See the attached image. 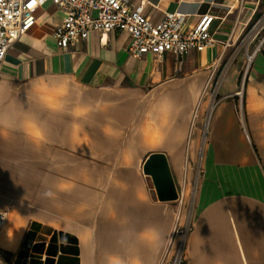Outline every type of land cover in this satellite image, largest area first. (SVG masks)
Listing matches in <instances>:
<instances>
[{"label": "crops", "instance_id": "obj_1", "mask_svg": "<svg viewBox=\"0 0 264 264\" xmlns=\"http://www.w3.org/2000/svg\"><path fill=\"white\" fill-rule=\"evenodd\" d=\"M126 1L153 23L184 13L185 29L212 14L216 43L134 57L114 29L61 48L63 10H36L0 69V264H105L110 252L162 264L189 218L186 264H264V43L244 68L263 0ZM152 153L166 155L177 199L144 173Z\"/></svg>", "mask_w": 264, "mask_h": 264}, {"label": "built area", "instance_id": "obj_2", "mask_svg": "<svg viewBox=\"0 0 264 264\" xmlns=\"http://www.w3.org/2000/svg\"><path fill=\"white\" fill-rule=\"evenodd\" d=\"M46 2L57 5L64 13L62 23L53 32L61 48L87 39L93 31L108 34L114 29L132 35L128 52L134 57L149 52L161 56L170 51L183 58L191 50L203 51L216 43L210 31L214 20L212 14L202 15L192 29H185L187 15L184 13L168 12L160 22L153 23L144 14L142 6L132 8L126 0H0V69L8 49L35 25L36 10ZM251 19L244 32L245 73L264 43V13ZM238 94L242 99L243 90ZM199 174L200 166L191 184L192 197ZM6 218L7 211L0 210V233ZM190 228V218L185 225L175 228L167 247V260L162 264H186L185 249Z\"/></svg>", "mask_w": 264, "mask_h": 264}, {"label": "water", "instance_id": "obj_3", "mask_svg": "<svg viewBox=\"0 0 264 264\" xmlns=\"http://www.w3.org/2000/svg\"><path fill=\"white\" fill-rule=\"evenodd\" d=\"M143 171L150 176L161 200H175L179 197L167 157L164 153L150 154L143 164Z\"/></svg>", "mask_w": 264, "mask_h": 264}, {"label": "clouds", "instance_id": "obj_4", "mask_svg": "<svg viewBox=\"0 0 264 264\" xmlns=\"http://www.w3.org/2000/svg\"><path fill=\"white\" fill-rule=\"evenodd\" d=\"M54 107L56 105H53ZM148 231H152L156 236V239H159V234L156 232L154 228L147 229ZM142 238V234H140ZM105 264H140L139 259L135 256L129 255L127 257L121 256L116 253H107L105 256Z\"/></svg>", "mask_w": 264, "mask_h": 264}, {"label": "rangeland", "instance_id": "obj_5", "mask_svg": "<svg viewBox=\"0 0 264 264\" xmlns=\"http://www.w3.org/2000/svg\"><path fill=\"white\" fill-rule=\"evenodd\" d=\"M263 2H264V0H263ZM262 13H264V7H263V9L261 10V12H260V14H262ZM247 66V58L245 59V62H244V67H246ZM188 195H189V197H190V201L193 199L192 198V185H190V188H189V190H188ZM190 203V205H188L189 206V209H188V214L190 213V209H191V207H192V203L191 202H189Z\"/></svg>", "mask_w": 264, "mask_h": 264}]
</instances>
